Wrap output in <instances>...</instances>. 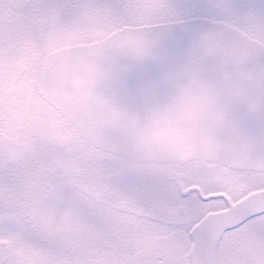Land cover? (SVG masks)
Segmentation results:
<instances>
[{
  "label": "snow or ice",
  "instance_id": "snow-or-ice-1",
  "mask_svg": "<svg viewBox=\"0 0 264 264\" xmlns=\"http://www.w3.org/2000/svg\"><path fill=\"white\" fill-rule=\"evenodd\" d=\"M17 32L0 264H264V0H0Z\"/></svg>",
  "mask_w": 264,
  "mask_h": 264
},
{
  "label": "flooded vegetation",
  "instance_id": "flooded-vegetation-1",
  "mask_svg": "<svg viewBox=\"0 0 264 264\" xmlns=\"http://www.w3.org/2000/svg\"><path fill=\"white\" fill-rule=\"evenodd\" d=\"M14 43L16 44V46H19V48H20V50H18V53L16 52V50H10V51L3 52L4 56L9 57V60L5 61V63H11V62L16 63L15 67H13V68L11 67V69L8 72H6V75L8 77L7 86L12 93L10 96V99H11V97H16V95H18V94L19 95H27L22 83H20V81L18 80V76H17V72L20 71L24 67L25 62L27 61V59L29 57L26 55V52L22 49L24 46H26L23 43H27V41L26 40H16ZM12 54L13 55L16 54V56H13ZM4 56H2V57H4ZM13 102H14V100L11 101L10 103L13 104ZM13 107H15V105H13ZM235 175H239L238 176V177H240L239 181L242 183V186H240V190L238 192V195L246 192L247 195L243 197V199H245V198L250 197L254 194H258V192L249 191V188L251 185H250V183L247 182V180L258 179V177H247V178H245L244 174H242V173L229 174V176L227 178L221 180L220 183L215 185V186L218 188L224 187V183L226 182V180L230 176L237 177ZM230 182H235V181L231 180ZM233 189H234V186L232 188H229L227 186V187L222 188L221 191L210 192L209 195H220V196H225L226 199H230L231 196H233L232 195ZM229 194H231V196Z\"/></svg>",
  "mask_w": 264,
  "mask_h": 264
},
{
  "label": "rangeland",
  "instance_id": "rangeland-1",
  "mask_svg": "<svg viewBox=\"0 0 264 264\" xmlns=\"http://www.w3.org/2000/svg\"><path fill=\"white\" fill-rule=\"evenodd\" d=\"M16 40H26L27 41V43H23L26 46H24L22 48L26 52L27 56H29L30 53H32L36 48V45H35L30 34H28L26 32H17L13 35L11 40H7V41L0 40V45H2V46H0V57L4 56L3 52L10 51V50H16V52L18 53V50H20V48H19V46H16V44L14 43ZM44 43H47V41H45ZM13 56H16V54H14ZM10 64L12 65V68L15 67V65H16L15 62H11ZM24 96L27 98V95H24ZM13 100H14V102L12 105L16 106V97H11L10 102ZM235 176H237V177L230 176L226 180V182L224 183V187L228 186L229 188H232L234 186L233 193H232L233 196L238 195V192L240 190V186H242V183L239 181V178H240V177H238L239 175H235ZM231 180H234L235 182H230ZM224 187H222V188H224ZM222 188H220V189H222Z\"/></svg>",
  "mask_w": 264,
  "mask_h": 264
},
{
  "label": "water",
  "instance_id": "water-1",
  "mask_svg": "<svg viewBox=\"0 0 264 264\" xmlns=\"http://www.w3.org/2000/svg\"><path fill=\"white\" fill-rule=\"evenodd\" d=\"M256 195H259V194H254V195H252V196H256ZM246 199H248V198H246Z\"/></svg>",
  "mask_w": 264,
  "mask_h": 264
}]
</instances>
